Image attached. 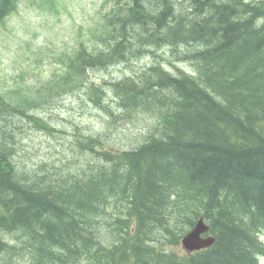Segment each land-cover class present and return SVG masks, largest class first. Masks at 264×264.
<instances>
[{
	"label": "trees",
	"instance_id": "16d2710c",
	"mask_svg": "<svg viewBox=\"0 0 264 264\" xmlns=\"http://www.w3.org/2000/svg\"><path fill=\"white\" fill-rule=\"evenodd\" d=\"M118 3L103 24L104 49L94 55L80 46L67 60L61 80L69 91L79 90L86 70H104L142 50L176 53L190 45L180 55L192 70L174 74L152 65L82 88L87 104L112 120L118 115L104 101L108 94L120 114L153 115L155 124L119 153L96 150L102 134L76 138L70 157L94 162L72 168L64 167L65 158H56L60 168L41 162L36 170L20 161V122L26 118L47 134L53 128L0 99L2 233L22 230L35 254L30 264H258L264 254L258 239L264 234V0ZM16 8L17 0H0V23ZM200 216L215 239L210 248L190 256L163 249ZM13 252L0 238V264H14Z\"/></svg>",
	"mask_w": 264,
	"mask_h": 264
},
{
	"label": "rangeland",
	"instance_id": "374dc122",
	"mask_svg": "<svg viewBox=\"0 0 264 264\" xmlns=\"http://www.w3.org/2000/svg\"><path fill=\"white\" fill-rule=\"evenodd\" d=\"M102 1L54 0L53 7H49L44 0H20L17 13L0 26V91L8 92L15 88L24 90L26 87L31 88L32 91L38 88L43 91L41 84L55 75L58 76L62 71L63 65L59 57L72 52L79 42H83L88 47H101L102 44L97 36L102 17L108 11L103 8ZM255 1L258 0L248 2ZM185 48L191 46H183L182 50ZM166 51L156 48L152 49V52L142 50L136 54L139 55V60L134 61L130 56L126 62L116 63L104 70L89 71V79L98 82H118L123 79L122 76H132L134 73L147 70L152 65L160 64L174 74L181 69L188 72L192 70L189 61L182 60L181 49L171 57L167 56ZM20 92L23 93L21 90ZM129 95L134 102V94L130 92ZM83 98L82 92L77 91L71 95L50 99L40 109V116L63 133L50 136L45 132L24 127L27 132L24 143L32 148L35 146L34 149H41L42 155L47 158L49 164L53 162L54 165H58L56 158H65V168H72L74 161L94 162L91 157L79 156V154L78 158L72 159L70 152L74 142L69 143V141L73 137L82 139L87 134H102L103 142L128 146L143 138L142 134L147 131V126L153 120L148 114L135 117L133 112L121 115L117 110V119L112 120L94 109L91 103V105L85 103ZM110 102L109 100L108 103ZM214 111L216 110L213 109V114L217 116ZM61 127L66 128L68 133L65 134ZM31 163L34 164L33 161ZM144 196L146 195L142 192V197ZM106 204L109 209L111 203L106 202ZM158 232L162 231L158 230ZM7 235L8 233H2L3 238ZM156 238L159 239V235ZM173 251L183 252L180 246L175 247ZM14 255L15 252L11 253V256ZM27 257L25 256L23 260ZM261 264H264V260Z\"/></svg>",
	"mask_w": 264,
	"mask_h": 264
},
{
	"label": "water",
	"instance_id": "95a60500",
	"mask_svg": "<svg viewBox=\"0 0 264 264\" xmlns=\"http://www.w3.org/2000/svg\"><path fill=\"white\" fill-rule=\"evenodd\" d=\"M206 230L207 227H205L200 220L196 224L195 228H193L192 231L182 239L183 248L186 251H192L209 246L213 242L212 238H200V234L205 232Z\"/></svg>",
	"mask_w": 264,
	"mask_h": 264
},
{
	"label": "bare ground",
	"instance_id": "6f19581e",
	"mask_svg": "<svg viewBox=\"0 0 264 264\" xmlns=\"http://www.w3.org/2000/svg\"><path fill=\"white\" fill-rule=\"evenodd\" d=\"M146 52V51H145ZM140 56H142V54L140 55ZM164 66V65H163ZM182 71H185L186 72V70H183V69H181ZM213 239H214V236L211 234L210 235ZM215 240V239H214Z\"/></svg>",
	"mask_w": 264,
	"mask_h": 264
}]
</instances>
